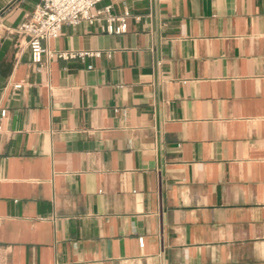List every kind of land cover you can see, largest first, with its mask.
<instances>
[{"label":"crops","instance_id":"obj_1","mask_svg":"<svg viewBox=\"0 0 264 264\" xmlns=\"http://www.w3.org/2000/svg\"><path fill=\"white\" fill-rule=\"evenodd\" d=\"M38 3L0 0V264H264V0H102L124 32L35 62Z\"/></svg>","mask_w":264,"mask_h":264},{"label":"built area","instance_id":"obj_2","mask_svg":"<svg viewBox=\"0 0 264 264\" xmlns=\"http://www.w3.org/2000/svg\"><path fill=\"white\" fill-rule=\"evenodd\" d=\"M102 0H39L36 8L25 22L19 27V32L28 37L33 60L40 62L43 54H49L43 42L58 38L65 24L78 25L84 21L91 24L105 20L109 25L120 21L121 25L116 32L126 30L123 18H117L111 6L97 9V4ZM59 58L70 59L77 56L92 55L91 53L60 52ZM94 55L99 56L100 53ZM111 56V54H109ZM5 115V111L2 112ZM1 129V128H0ZM141 247L145 245V238H139Z\"/></svg>","mask_w":264,"mask_h":264}]
</instances>
